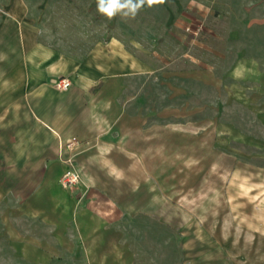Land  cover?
Wrapping results in <instances>:
<instances>
[{
  "label": "rangeland",
  "instance_id": "rangeland-1",
  "mask_svg": "<svg viewBox=\"0 0 264 264\" xmlns=\"http://www.w3.org/2000/svg\"><path fill=\"white\" fill-rule=\"evenodd\" d=\"M25 2L47 47L83 62L116 38L139 72L120 75L112 138L67 157L79 181L62 199L108 217L95 250H69L65 212L26 209L35 189L59 195L36 188L41 172L14 187L0 172V264H264V0H165L127 21L96 0Z\"/></svg>",
  "mask_w": 264,
  "mask_h": 264
},
{
  "label": "crops",
  "instance_id": "crops-1",
  "mask_svg": "<svg viewBox=\"0 0 264 264\" xmlns=\"http://www.w3.org/2000/svg\"><path fill=\"white\" fill-rule=\"evenodd\" d=\"M27 10L25 0H0V172L11 174L9 187L24 173L41 172L36 188L57 189L59 195L44 198L35 189L23 201L34 207L25 208L38 214L65 212L76 230L69 250L93 251L108 217L94 210L91 197L66 194L62 199L64 176L74 171L67 157L74 151L77 156L97 153L99 140L112 138L119 129L128 116L126 101L120 99V75L139 72V64L126 56L116 38L107 43L112 55L100 56L105 47L99 46L83 62L65 57L31 31ZM114 59L122 62L115 64ZM63 75L72 82L68 89L58 87ZM99 84L97 93L92 92ZM90 235L91 247L83 241Z\"/></svg>",
  "mask_w": 264,
  "mask_h": 264
},
{
  "label": "clouds",
  "instance_id": "clouds-1",
  "mask_svg": "<svg viewBox=\"0 0 264 264\" xmlns=\"http://www.w3.org/2000/svg\"><path fill=\"white\" fill-rule=\"evenodd\" d=\"M165 0H96V11L112 20L116 17L127 21L135 19L145 8L163 4Z\"/></svg>",
  "mask_w": 264,
  "mask_h": 264
},
{
  "label": "built area",
  "instance_id": "built-area-1",
  "mask_svg": "<svg viewBox=\"0 0 264 264\" xmlns=\"http://www.w3.org/2000/svg\"><path fill=\"white\" fill-rule=\"evenodd\" d=\"M72 82L68 77H62L58 81V87L61 89H68L71 87ZM79 175L76 171H68L64 176L65 185H73L78 183Z\"/></svg>",
  "mask_w": 264,
  "mask_h": 264
},
{
  "label": "trees",
  "instance_id": "trees-1",
  "mask_svg": "<svg viewBox=\"0 0 264 264\" xmlns=\"http://www.w3.org/2000/svg\"><path fill=\"white\" fill-rule=\"evenodd\" d=\"M100 85H101V84H99V85H97V86L93 87V90H96V89H98V88L100 87Z\"/></svg>",
  "mask_w": 264,
  "mask_h": 264
}]
</instances>
